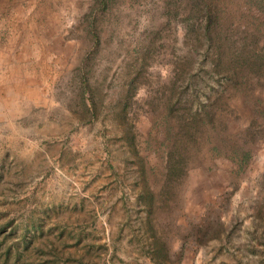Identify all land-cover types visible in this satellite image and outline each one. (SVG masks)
<instances>
[{
  "label": "rangeland",
  "instance_id": "374dc122",
  "mask_svg": "<svg viewBox=\"0 0 264 264\" xmlns=\"http://www.w3.org/2000/svg\"><path fill=\"white\" fill-rule=\"evenodd\" d=\"M163 1L0 0V264H156L154 233L160 264H264V85L226 92L183 134L184 109H163L183 53L172 25L174 46L146 65L123 119L115 109ZM85 61L94 116L80 105ZM172 149L185 174L165 200Z\"/></svg>",
  "mask_w": 264,
  "mask_h": 264
},
{
  "label": "trees",
  "instance_id": "16d2710c",
  "mask_svg": "<svg viewBox=\"0 0 264 264\" xmlns=\"http://www.w3.org/2000/svg\"><path fill=\"white\" fill-rule=\"evenodd\" d=\"M158 19L159 26L149 29L142 51L139 54L136 52L131 70L127 72L126 89L115 106L120 119L127 114L131 95L143 83L141 79L146 65L164 49L165 44H172L173 40L170 42L163 35L165 29H172V25L177 27L174 31L180 30L183 53L179 54L178 64L165 82L167 87L164 91L168 92L163 109L169 114L178 113L176 109H184V112L175 115L179 117L178 129L183 134L191 136L201 116L210 120L211 109H224L226 103L222 98L226 92H256L263 87L264 0H164ZM91 36L92 44H97L98 36L92 33ZM81 65L80 105L88 116H94L98 104L89 91L90 64L85 61ZM204 87H207V94L202 101L200 93L206 91ZM126 131L128 138L129 132ZM236 151L245 154L240 146ZM173 153L176 154L174 149L165 162V184L162 189L165 200L171 194L170 184L178 182L185 174L184 162L174 160ZM159 197L163 198L161 195ZM136 199L145 213L144 224L151 229L149 217L154 209V194L142 185ZM164 199L162 202H165ZM148 256L156 264L161 263L159 259L167 257L166 246L155 233L152 234Z\"/></svg>",
  "mask_w": 264,
  "mask_h": 264
}]
</instances>
